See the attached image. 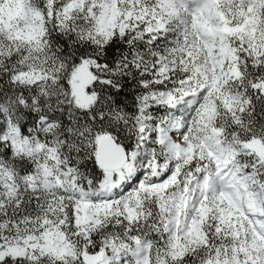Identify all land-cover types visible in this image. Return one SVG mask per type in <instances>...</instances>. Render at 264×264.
Masks as SVG:
<instances>
[{
	"label": "snow or ice",
	"instance_id": "1",
	"mask_svg": "<svg viewBox=\"0 0 264 264\" xmlns=\"http://www.w3.org/2000/svg\"><path fill=\"white\" fill-rule=\"evenodd\" d=\"M194 3L0 16V264H264V0Z\"/></svg>",
	"mask_w": 264,
	"mask_h": 264
},
{
	"label": "rangeland",
	"instance_id": "2",
	"mask_svg": "<svg viewBox=\"0 0 264 264\" xmlns=\"http://www.w3.org/2000/svg\"><path fill=\"white\" fill-rule=\"evenodd\" d=\"M9 3H11V6H9ZM27 3V0H6L5 5L2 9H0V16L4 17V22L8 19H15V17L20 16L24 11V6ZM189 3L192 4L193 7H195L194 0H189ZM114 6H115V0H114ZM185 19H187V16H185ZM177 22L183 24L181 20H176ZM184 34V28L183 33Z\"/></svg>",
	"mask_w": 264,
	"mask_h": 264
},
{
	"label": "trees",
	"instance_id": "3",
	"mask_svg": "<svg viewBox=\"0 0 264 264\" xmlns=\"http://www.w3.org/2000/svg\"><path fill=\"white\" fill-rule=\"evenodd\" d=\"M191 4V3H190ZM171 34L168 36V45L167 46H172L176 43L177 38H180L181 40L183 39V24L174 21L172 23V27L170 29ZM259 116V109L257 111V117Z\"/></svg>",
	"mask_w": 264,
	"mask_h": 264
}]
</instances>
